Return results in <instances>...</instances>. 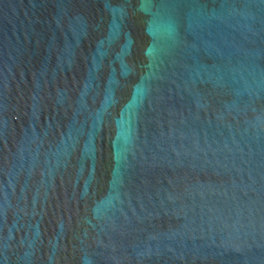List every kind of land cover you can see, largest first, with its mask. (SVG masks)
Here are the masks:
<instances>
[{"label": "water", "instance_id": "95a60500", "mask_svg": "<svg viewBox=\"0 0 264 264\" xmlns=\"http://www.w3.org/2000/svg\"><path fill=\"white\" fill-rule=\"evenodd\" d=\"M0 264H264V0H0Z\"/></svg>", "mask_w": 264, "mask_h": 264}]
</instances>
